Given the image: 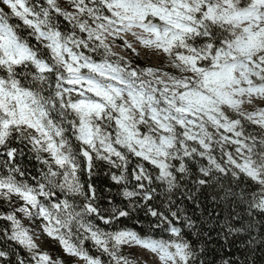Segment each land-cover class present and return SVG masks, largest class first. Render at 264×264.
I'll return each instance as SVG.
<instances>
[{
	"label": "snow or ice",
	"instance_id": "snow-or-ice-1",
	"mask_svg": "<svg viewBox=\"0 0 264 264\" xmlns=\"http://www.w3.org/2000/svg\"><path fill=\"white\" fill-rule=\"evenodd\" d=\"M24 220L83 264H264V0H0V264H62Z\"/></svg>",
	"mask_w": 264,
	"mask_h": 264
},
{
	"label": "trees",
	"instance_id": "trees-1",
	"mask_svg": "<svg viewBox=\"0 0 264 264\" xmlns=\"http://www.w3.org/2000/svg\"><path fill=\"white\" fill-rule=\"evenodd\" d=\"M61 26H66L65 22L61 20ZM116 44L119 45L118 47L128 53L129 56L133 57L130 59V64L134 68H138L142 70L143 68L147 67V64L137 55L136 52H133L131 49L124 48L123 41L117 40ZM20 147L24 150V155L20 158V163L23 167H25L30 173L36 174L37 170L39 169L40 165L38 161H36L33 158V154L29 152L27 147H24L23 145H20ZM96 184L98 189L101 190L102 195L105 197V205H107V200L111 199L114 204L123 206L121 203V197L117 195V190L115 188H112L111 191H108L109 184L111 183L107 176L104 174V170H100L99 175L95 178ZM139 221V222H138ZM151 218L144 217L142 213H136L132 216V218H122L121 221L116 223V227H123V228H129L132 230L137 231L140 234H148L152 235L154 238H166L167 233L163 232L162 230H156L155 232L152 231V225H151ZM102 227H107L104 225H101ZM10 247H16L14 243H11L9 245ZM216 251H215V257H224L227 259L228 257L225 255L226 252L232 251V249H229L227 246L225 248L221 249L219 245H214ZM124 251V250H123ZM95 254V253H93ZM124 254L126 252L124 251ZM213 256H210L209 259H212ZM63 264V262H62ZM219 264V260H218Z\"/></svg>",
	"mask_w": 264,
	"mask_h": 264
},
{
	"label": "rangeland",
	"instance_id": "rangeland-1",
	"mask_svg": "<svg viewBox=\"0 0 264 264\" xmlns=\"http://www.w3.org/2000/svg\"><path fill=\"white\" fill-rule=\"evenodd\" d=\"M61 6L65 8L68 7L67 4L63 2L61 3ZM4 11L7 12V9L5 8ZM126 38L128 39L129 42L133 43V47L137 48V52H136L137 55L147 64V67L143 68L142 70L151 67L153 69H158L161 73L166 72L173 75L179 74L175 68L169 65L168 59L165 56L158 55L153 53L151 50L144 49L140 45L136 44L133 40V37H131L130 35L127 36ZM113 51L116 52L118 56L124 57L125 61L127 62H130V59L133 58L129 56L128 53L120 49L118 46H113ZM135 66L136 65H134L133 67ZM23 225L25 227H31L32 229L36 230V236L34 237V239L39 244L41 251H48L55 257L62 258L63 264H83V261H80L75 257H71L65 254L62 251V248L57 240L47 237V235L40 230L41 228L40 221H36L34 224L30 225L27 220H24ZM124 251L126 252L127 256H129L130 259L134 261V264H146L145 259L147 256L152 258L153 261H155L156 263V258L152 254L139 247H131V248L126 247Z\"/></svg>",
	"mask_w": 264,
	"mask_h": 264
},
{
	"label": "bare ground",
	"instance_id": "bare-ground-1",
	"mask_svg": "<svg viewBox=\"0 0 264 264\" xmlns=\"http://www.w3.org/2000/svg\"><path fill=\"white\" fill-rule=\"evenodd\" d=\"M145 261H146V264H156L155 261H153V259L150 258L149 256L146 257Z\"/></svg>",
	"mask_w": 264,
	"mask_h": 264
}]
</instances>
